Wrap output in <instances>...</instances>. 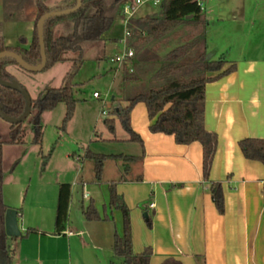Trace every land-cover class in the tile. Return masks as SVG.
Wrapping results in <instances>:
<instances>
[{
    "label": "crops",
    "instance_id": "1",
    "mask_svg": "<svg viewBox=\"0 0 264 264\" xmlns=\"http://www.w3.org/2000/svg\"><path fill=\"white\" fill-rule=\"evenodd\" d=\"M73 1L42 0L51 10ZM204 12L209 21L207 58L224 55V68L236 65L205 86V127L218 135L209 180L203 177L202 144H179L173 135L152 132L147 106L138 102L131 109L130 126L141 142L130 140L127 132L122 141L131 145L130 151L122 148L120 153L103 154L141 158L130 162L123 157L108 158L102 180H97L94 161L85 157L86 153L68 155L80 162V167L72 183L61 182L71 185L63 232H54L56 207L51 224L44 211H36L25 220L18 205L6 204L20 210L24 230H33L25 236L9 237L14 250L10 264H122L113 248L116 233H123V214L110 203L111 182L130 209L133 251L151 247L150 264H163L168 258L183 264H264V164L246 158L239 146L244 138L264 139V0H218L217 9L210 6L207 10L204 5ZM142 14L134 18L150 16ZM37 15V0H0L5 44L12 49H29ZM119 28L117 18L99 44L104 48L109 45L111 50L116 47ZM251 37L253 48L262 52L231 55L234 49L246 48L245 40L251 43ZM130 46L136 50L131 42ZM130 64L133 66V61ZM147 65L144 62L135 71L142 75ZM14 67H7L11 75ZM122 83L128 94L116 103L126 106V98L139 85L125 86L123 77ZM210 182L222 183L223 213L215 206ZM88 187L91 193L84 192ZM85 199L90 202L85 204ZM151 202L154 207H150ZM91 203L100 219L86 218L84 208Z\"/></svg>",
    "mask_w": 264,
    "mask_h": 264
},
{
    "label": "trees",
    "instance_id": "2",
    "mask_svg": "<svg viewBox=\"0 0 264 264\" xmlns=\"http://www.w3.org/2000/svg\"><path fill=\"white\" fill-rule=\"evenodd\" d=\"M127 0H82V5L76 11L53 16L43 24V36L47 63L44 69L60 61H72L75 66L82 63L86 44H97L104 40L103 35L112 27L114 21L122 15V5ZM76 5L72 4L56 8L65 10ZM38 15L33 41L29 49H12L5 44L2 24L0 23V52L11 50L18 53L27 63H41V48L39 44L37 22L41 15L52 11L37 0ZM209 21L198 0H165L162 2V12L144 18H131L129 28L131 35L129 45L135 46L133 66L124 70V85L137 83L139 87L128 97L126 106L116 103L114 99L112 117L105 123L115 132L116 119L130 134V140L141 142V138L130 126V112L135 104L144 102L152 124V132H163L173 135L179 144L200 142L203 147V177L209 180L210 171L218 147V135L205 127V86L206 83L233 71L235 64L224 68L227 63L224 55L216 59L207 58V30ZM62 26V29H59ZM137 46V47H136ZM144 52L142 53V51ZM142 53V54H141ZM147 69L142 75L135 67L144 66ZM17 62L11 57L0 58V79L11 80L13 75L7 67ZM131 69H134L131 71ZM216 72L209 76L208 73ZM73 84L68 78L59 87L48 88L37 98L32 99V109L37 110L34 142H41L40 116L44 111L53 110L60 102L66 104V114L62 128L65 129L73 116L76 99ZM0 102L3 110L10 116H19L25 108L23 95L13 89L0 85ZM21 124L11 126V144L20 142ZM0 137V264H10L14 250L9 245V237L5 231V212L8 206L3 198L4 172L3 147ZM244 156L264 164V139L244 138L239 141ZM85 157L94 161V171L97 180H102L105 161L111 157H123L125 161H135L141 156L108 155L96 153L87 149ZM127 169V168H126ZM110 203L123 214V233L115 235L114 253L122 259V264H150L151 247L141 252H134L131 236L130 209L123 197L118 194L115 182H111ZM210 192L217 210H225L224 190L221 182H210ZM71 199V185L61 183L55 215V233H61L66 227ZM18 211H20L18 209ZM20 213V212H19ZM87 219H100L93 204L84 208ZM27 230L21 236L32 232ZM163 264H183L174 258L166 259Z\"/></svg>",
    "mask_w": 264,
    "mask_h": 264
},
{
    "label": "rangeland",
    "instance_id": "3",
    "mask_svg": "<svg viewBox=\"0 0 264 264\" xmlns=\"http://www.w3.org/2000/svg\"><path fill=\"white\" fill-rule=\"evenodd\" d=\"M163 1L165 0H161L158 5L148 1L139 7L135 14L159 15L162 12ZM203 2L207 10L210 6L218 8V0H203ZM118 22L120 37H122L123 19L118 18ZM247 35L249 37V34ZM241 41L242 37L238 42ZM245 41L246 48L242 51L234 49L230 52L231 55L241 52L243 56H251L262 52L260 49L253 48L255 42L252 41V37L251 43L249 39ZM110 48L109 45L104 48L99 43L86 44L82 63L78 62L75 66L72 61H60L36 72L14 64V79L27 89L32 99L37 98L48 88L61 86L67 77L74 86V98L77 100L73 116L65 129L62 128L66 114L65 102H60L53 110L44 111L41 114L40 143L34 142L37 134L36 109H32L27 119L20 123V142L16 144L8 142L13 124L0 116V137L5 142L3 147L4 202L18 205L17 207L24 213L25 220L36 211H44L46 219L53 223L59 183H72L73 176L80 167V162L73 160L68 156L69 154L75 152L78 155H84L87 149L96 153H120L122 148L130 151L131 145L122 141L127 132L120 121L116 119L117 130L114 133L105 123L106 118L113 116L112 97L120 99L128 94L122 83L126 66L117 69L116 64L110 59L113 54ZM94 92H99L101 98H95ZM103 109L107 111L106 114L102 113ZM88 162L93 164L91 160ZM84 192L91 193L90 188H86ZM89 202V199L84 200L85 204ZM19 224L24 234L26 226L22 217ZM8 243L12 246V239H9Z\"/></svg>",
    "mask_w": 264,
    "mask_h": 264
},
{
    "label": "water",
    "instance_id": "4",
    "mask_svg": "<svg viewBox=\"0 0 264 264\" xmlns=\"http://www.w3.org/2000/svg\"><path fill=\"white\" fill-rule=\"evenodd\" d=\"M82 5V0H76V5L74 7L65 9V10H52L41 15L37 22V31L39 44L41 48V63L38 65H31L27 63L18 53L11 50H4L0 52V58L2 57H11L13 58L19 66L23 69L29 71H42L44 70L47 63V56L45 50L44 36H43V24L46 19L53 17L68 14L70 12L76 11ZM0 85L6 88H10L20 92L25 99V108L19 116H10L3 110V104L0 102V116L10 122L11 124H17L25 121L27 117L32 112V98L27 91V89L20 84L14 78L11 80L0 79ZM20 214L17 208L8 207L5 212V231L8 237H19L22 234V230L19 224Z\"/></svg>",
    "mask_w": 264,
    "mask_h": 264
},
{
    "label": "built area",
    "instance_id": "5",
    "mask_svg": "<svg viewBox=\"0 0 264 264\" xmlns=\"http://www.w3.org/2000/svg\"><path fill=\"white\" fill-rule=\"evenodd\" d=\"M148 1H153L155 5L161 3V0H127L122 5V15H123V28L124 32L122 37L117 40L116 47H114L113 54L111 55V61L116 64L118 68L122 66H130L133 58L135 57L134 49L129 45V37L131 35V31L129 28V23L132 17H134L135 12L138 10L139 7L144 5ZM199 5L204 10V4L198 0ZM133 69H131L132 71ZM93 96L95 98L100 99L101 94L99 92H94ZM103 114H106L107 111L105 109L102 110ZM88 196V194H85ZM155 203L151 202L150 207H154ZM20 214V213H19ZM71 234V232H70Z\"/></svg>",
    "mask_w": 264,
    "mask_h": 264
}]
</instances>
